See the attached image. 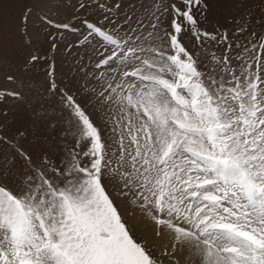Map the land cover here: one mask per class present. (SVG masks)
<instances>
[{"label":"snow or ice","instance_id":"6c2138e0","mask_svg":"<svg viewBox=\"0 0 264 264\" xmlns=\"http://www.w3.org/2000/svg\"><path fill=\"white\" fill-rule=\"evenodd\" d=\"M19 2L0 264H264V0Z\"/></svg>","mask_w":264,"mask_h":264},{"label":"rangeland","instance_id":"374dc122","mask_svg":"<svg viewBox=\"0 0 264 264\" xmlns=\"http://www.w3.org/2000/svg\"><path fill=\"white\" fill-rule=\"evenodd\" d=\"M74 2V0H67V4L71 5ZM27 3L33 7L34 9V26H35V17H38L41 15L42 9L45 8V2L44 0H27ZM211 4V12L214 15L223 17L227 15V9L223 6L222 0H210ZM23 7V5L19 2V0H0V19H10L18 14L19 9ZM258 12V9H257ZM50 15H54L51 14ZM72 16V8L64 7L61 9L60 14L54 15V18L58 21H68L70 20V17ZM75 23V21H71ZM50 31H55V29H51ZM9 35L8 31L6 30L4 33L0 34V40L5 39ZM43 39V37H41ZM68 40H74L75 37L69 36L67 37ZM6 87V85H5ZM138 223V228L143 229L145 226ZM165 264H167V261H165Z\"/></svg>","mask_w":264,"mask_h":264},{"label":"bare ground","instance_id":"6f19581e","mask_svg":"<svg viewBox=\"0 0 264 264\" xmlns=\"http://www.w3.org/2000/svg\"><path fill=\"white\" fill-rule=\"evenodd\" d=\"M141 224H143V223H141ZM143 225H144V224H143ZM143 225H142V226H143ZM144 226H145V225H144Z\"/></svg>","mask_w":264,"mask_h":264}]
</instances>
